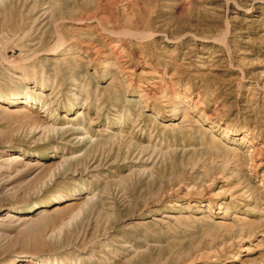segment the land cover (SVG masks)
<instances>
[{"label": "rangeland", "instance_id": "1", "mask_svg": "<svg viewBox=\"0 0 264 264\" xmlns=\"http://www.w3.org/2000/svg\"><path fill=\"white\" fill-rule=\"evenodd\" d=\"M25 256L264 264V0H0V264Z\"/></svg>", "mask_w": 264, "mask_h": 264}, {"label": "bare ground", "instance_id": "2", "mask_svg": "<svg viewBox=\"0 0 264 264\" xmlns=\"http://www.w3.org/2000/svg\"><path fill=\"white\" fill-rule=\"evenodd\" d=\"M12 99L14 100V99H21V101L22 102H27V101H31L30 100V98L29 97H24V96H22V95H19V94H14V96L12 97ZM240 131L238 130V129H235V130H230L229 128H226V133L227 134H231V135H236V134H238ZM37 151H38V153H39V150L38 149H36ZM15 151V153H16V151H17V155H25V156H33V155H35V153L33 154V153H29L30 151L31 152H33V151H35V149H33V150H28V149H25V148H22V147H17L16 148V150H14ZM38 153H36V154H38ZM39 156V155H38ZM51 201H53V200H51ZM111 203L112 202H110V201H104L103 202V204L104 205H107V206H111ZM24 209H26V208H24ZM33 208H29V209H27V210H32ZM40 212H42V211H40ZM7 216L8 217H10V218H12V217H15V214H14V209H12L11 210V212L10 213H8L7 214ZM8 219V218H7ZM8 220H10V219H8ZM22 264H48V263H45V262H41V263H39V262H37L35 259H33V258H29V257H27V256H25V258L24 257H22ZM15 261H16V258H14V259H11V260H9V261H7L6 262V264H15Z\"/></svg>", "mask_w": 264, "mask_h": 264}]
</instances>
